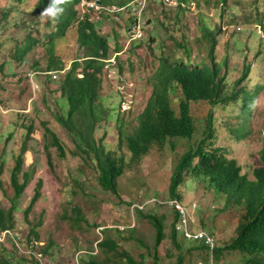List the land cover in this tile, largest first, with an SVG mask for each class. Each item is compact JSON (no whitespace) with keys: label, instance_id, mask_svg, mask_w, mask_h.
<instances>
[{"label":"rangeland","instance_id":"obj_1","mask_svg":"<svg viewBox=\"0 0 264 264\" xmlns=\"http://www.w3.org/2000/svg\"><path fill=\"white\" fill-rule=\"evenodd\" d=\"M40 1L0 0V166L5 190L0 188V207L8 209L11 206L14 196L11 174L16 165L15 156L24 145L28 149L24 172L33 171L19 200L14 239L0 243V264H127L112 252L100 250V243L107 239L119 243L137 264H153L156 256L159 264H176L180 252L170 240L175 210L169 205L152 203L157 199L160 202L170 199L169 184L176 160L185 148H196L202 138L204 122L199 124V130L191 139L183 142L176 138L168 140L163 149L156 148L139 164L129 161L125 138L119 149L117 116L102 123L95 133L97 139H102L109 151L125 154L128 160L125 172L118 180V195L103 189L94 165L88 163L90 159L73 153L76 146L71 134L57 122V116L62 114L57 104L59 80L31 78L36 71L47 69L50 51L60 66L61 62L68 64L72 59L82 58L85 51H79L76 24L68 29L63 39L57 38L49 45L47 34L53 29L46 27L48 17L34 13ZM191 1L196 2L197 10L180 12L161 4L152 5L145 16L151 23L145 31L146 37L129 49H126L128 33L124 20L114 15L95 20L97 30L109 39L110 59L118 52L122 53L117 58L120 69L112 71L115 76L112 82L118 87L116 77L121 71L126 76V84L134 85L130 86L129 93L138 101L132 115L120 110L116 115L120 113L127 125L125 130L133 132L151 98L161 70L160 59L169 58L173 62L179 57L187 60L189 55L186 50L178 49V43L186 45L191 52L190 61L196 65H210V51L215 42V55L222 76L229 84L239 80L247 66L253 69L251 80L246 84L249 83L247 88L251 93L257 91L258 94L249 121L236 118L237 108L217 114L218 143L228 146L230 156L237 158L243 172L253 178V170L260 165L259 154L264 143V26L260 24L264 23V0ZM85 11L88 10L84 8ZM93 16L97 17L98 13L94 12ZM206 20L213 39L205 38ZM36 41L40 43L37 46L35 43V47L23 55L25 46ZM111 89L109 87L104 95H111L107 100L113 107H118L117 95ZM208 113V106H198L199 116ZM44 123L62 140L66 157L45 139ZM30 126L34 128L32 133H28ZM11 127L14 129L9 135L7 130ZM242 127H245L242 137H238L234 130ZM39 180L43 181L42 197L27 216L26 209ZM20 182H23V174ZM182 202L188 211L186 216L191 231L213 234L218 243L234 236L237 216L234 211L215 214L212 210L219 209L221 204L213 193L189 184L183 191ZM139 207L164 225L165 239L158 248L155 245L156 227L135 212ZM38 223H41L39 238H30L31 230ZM200 229L206 231H198ZM178 238L180 242L184 241L181 236ZM29 240L38 242L34 260L28 255L31 253L28 252ZM21 241L23 251L15 247V242ZM183 264L206 263L196 254L185 251Z\"/></svg>","mask_w":264,"mask_h":264},{"label":"trees","instance_id":"obj_2","mask_svg":"<svg viewBox=\"0 0 264 264\" xmlns=\"http://www.w3.org/2000/svg\"><path fill=\"white\" fill-rule=\"evenodd\" d=\"M18 1L21 3L23 0ZM101 1L105 6H122L132 0ZM49 2L50 0H41L34 9V13L41 14ZM81 2L82 0H66V3L62 5L63 13L55 20L48 17L46 27L53 29L47 34V40L51 45L57 38L63 39L68 29L76 24L80 44L79 51L85 50L83 57L72 59L68 64L61 62L60 66L50 51L47 69L38 70L31 75V78L37 76L40 81L42 78L53 80L49 74L60 73L57 91L60 94V99L57 104L62 114L57 116V122L71 134L76 146V151L73 153L90 159L88 163L94 165L98 172L100 185L106 191L117 196L118 180L123 176L128 160L125 154L109 151L104 141L97 139L95 133L99 125L117 116L120 124L119 149L125 138L129 161L139 164L156 148L163 149L168 140L176 138L183 142V140L191 139L199 130V124L204 122L202 138L196 148H185L176 160L169 184L170 199L165 202H160L157 199V202L152 203V205H169L175 210L170 240L171 244L180 252L176 264H183L185 251L190 252L191 255L196 254L206 264H230L231 260L234 261V264H264V143L259 154L260 165L253 170V178H250L243 172V167L238 159L230 156L228 146L218 143L219 128H217L218 112H229L237 108L239 110L236 112V118L243 119L245 122L251 118L258 94L257 91L251 93L247 88L249 83L246 84L251 80L252 67L247 66L242 77L232 85L229 84L225 76H222L221 65L215 55V42H213L210 51L212 58L210 65L207 63L196 65L190 61L191 52L186 45L177 43L178 49L186 50L189 58L185 60L178 57L173 62L169 58L162 57L160 59L161 70L154 82L151 98L139 118L138 128L130 132L125 130L127 125L120 118V113L116 115V111L120 110L121 113L132 115L138 101L134 96L132 110L123 111L124 96L107 78L105 70L106 60L110 59L109 39L97 30V21H92L95 11L81 14L79 10ZM178 2L177 6H172L164 0H153L149 9L154 4H161L180 12L195 11L198 8L196 2L191 0H178ZM193 4L194 9H192ZM107 15L110 17L114 15L113 17L124 20L126 32H129L131 16L103 12L99 18ZM149 24L151 23L148 20L147 26ZM260 24L264 26V23ZM204 31L207 32L206 39H213L211 26L207 20L204 24ZM140 42L135 43L134 46L139 45ZM35 43L37 46L40 41L34 42L33 45L28 43L22 54L32 50ZM41 44L43 45V43ZM49 49L52 50V47ZM118 68L120 69V59H118ZM120 74L126 78L121 71ZM109 87L117 95L118 107L116 105L113 107L107 100L111 95H104ZM199 105L209 107L207 116L198 115ZM12 127L15 128V125ZM12 127L7 130L9 135L13 132L14 128ZM44 128V136L49 141L48 143L56 147L62 157H66V148L56 131L46 123H44ZM33 129V126L28 127V133H32ZM244 129L245 127H242L234 131L238 137H242L241 133ZM181 145L185 146L184 143ZM27 151L28 149L24 145L20 153L15 156L16 165L13 168L10 181L14 189V196L11 198V206L8 209L0 207V228L2 230H14L16 227V211L19 210V200L33 177V171L24 172L23 168ZM50 165L53 166L51 160ZM1 167L0 188L4 190ZM21 174H23V182H20ZM189 184H193L196 188H201L207 193H213L218 198L221 207L215 211L212 210L215 214L220 215L222 212L234 211L237 216L234 236L229 241L218 243L216 240L214 249L204 241L188 240L177 231V226L181 222L177 204L184 206L182 195ZM42 186L43 181L39 180L31 203L26 209L27 216L42 197ZM135 212L153 222L157 231L155 245L158 248L165 239L163 223L154 215L146 214L142 207L135 209ZM79 221L77 220V222ZM40 226L41 223H38L33 227L30 238L33 236L36 239L39 238L38 227ZM214 233L217 234V231ZM179 236L183 238V242L179 241ZM212 236L214 235L212 234ZM29 241L28 251L31 253L28 255L34 260L37 254L34 250L36 245L32 243V240ZM20 244L22 245V241ZM15 247L20 250L16 244ZM100 250L107 253L112 252L127 264H137L117 242L109 239L104 240L100 243ZM26 259H30V257L26 256ZM159 263L160 260L156 256L153 264ZM90 264L97 263L90 262Z\"/></svg>","mask_w":264,"mask_h":264},{"label":"built area","instance_id":"obj_3","mask_svg":"<svg viewBox=\"0 0 264 264\" xmlns=\"http://www.w3.org/2000/svg\"><path fill=\"white\" fill-rule=\"evenodd\" d=\"M153 0H132L130 3L126 5H113V6H105L103 4H99L98 0H82L80 4V12L84 13V8L88 11H85L84 14L90 11H95V13H98L97 17H92V21H95L99 18V15L103 12L110 13V14H123L127 16L132 17V21L130 23V30L128 32V44L126 46V49H129V46L132 47L133 43L140 42L146 37L145 34V28L148 24V19L145 18L147 10L149 9L150 3ZM161 1V0H158ZM167 4L172 6L178 5V0H164ZM194 8V4L192 5ZM130 44V45H129ZM130 47V48H131ZM125 49V48H124ZM122 53H117L115 57L106 60V73L107 78L110 81H114L115 76L113 74V70L115 68H118V61L117 58ZM65 74V72H62ZM52 76L53 80H59L60 79V73L59 72H53L49 74ZM116 80L119 81L117 90L124 96V102L122 104L123 111H131L134 104V94L132 95L129 93V88L134 87V85H128L126 84V79L123 78L121 75H117ZM177 210L181 214V222L177 226V231L181 234H183L188 240L191 241H204L207 245H209L212 249L215 247V238L209 235L206 232H193L190 230V221H188L186 216V210L183 209V207L179 204H177ZM14 239V232L11 229L8 230H2L0 228V242H6L9 238Z\"/></svg>","mask_w":264,"mask_h":264},{"label":"clouds","instance_id":"obj_4","mask_svg":"<svg viewBox=\"0 0 264 264\" xmlns=\"http://www.w3.org/2000/svg\"><path fill=\"white\" fill-rule=\"evenodd\" d=\"M66 3V0H50V2L48 3V5L43 9V11H42V15L43 16H46V17H50V18H52L53 20H55V19H57L62 13H63V11H64V8L62 7V5H64ZM170 205H172L171 203H170ZM186 211H187V209L184 207V206H182ZM188 212V211H187ZM180 224V223H179ZM178 224V225H179ZM207 233V232H206ZM209 234V233H208ZM210 235V234H209ZM212 236V235H211ZM212 237H214V236H212ZM215 238V237H214ZM10 240H13V238L11 237V238H9ZM8 239V240H9ZM215 241H216V239H215ZM32 243L34 244V245H36V244H38V242L37 241H35V240H32ZM15 244L17 245V247L19 248V249H21L22 251H23V249H22V247H21V244H20V242H15ZM216 244V243H215ZM29 252V251H28Z\"/></svg>","mask_w":264,"mask_h":264},{"label":"water","instance_id":"obj_5","mask_svg":"<svg viewBox=\"0 0 264 264\" xmlns=\"http://www.w3.org/2000/svg\"><path fill=\"white\" fill-rule=\"evenodd\" d=\"M98 3H99V4H103V2H102L101 0H98Z\"/></svg>","mask_w":264,"mask_h":264}]
</instances>
